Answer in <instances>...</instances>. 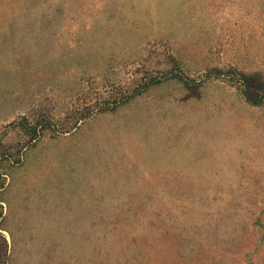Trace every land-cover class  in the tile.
I'll return each instance as SVG.
<instances>
[{
	"label": "rangeland",
	"instance_id": "rangeland-1",
	"mask_svg": "<svg viewBox=\"0 0 264 264\" xmlns=\"http://www.w3.org/2000/svg\"><path fill=\"white\" fill-rule=\"evenodd\" d=\"M31 2L0 0V264H264V0L59 63Z\"/></svg>",
	"mask_w": 264,
	"mask_h": 264
},
{
	"label": "crops",
	"instance_id": "crops-1",
	"mask_svg": "<svg viewBox=\"0 0 264 264\" xmlns=\"http://www.w3.org/2000/svg\"><path fill=\"white\" fill-rule=\"evenodd\" d=\"M195 0H32L24 19L40 62L95 61L109 57L114 47L128 48L144 17L162 15L176 21L178 6L193 11ZM183 2H185L183 4ZM201 4L204 0H196ZM77 49L71 53L68 47Z\"/></svg>",
	"mask_w": 264,
	"mask_h": 264
}]
</instances>
